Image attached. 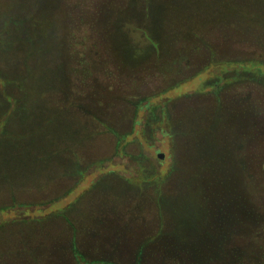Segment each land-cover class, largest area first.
<instances>
[{"label": "rangeland", "instance_id": "1", "mask_svg": "<svg viewBox=\"0 0 264 264\" xmlns=\"http://www.w3.org/2000/svg\"><path fill=\"white\" fill-rule=\"evenodd\" d=\"M208 1L0 0V264H264V0Z\"/></svg>", "mask_w": 264, "mask_h": 264}, {"label": "trees", "instance_id": "2", "mask_svg": "<svg viewBox=\"0 0 264 264\" xmlns=\"http://www.w3.org/2000/svg\"><path fill=\"white\" fill-rule=\"evenodd\" d=\"M203 1L204 2L198 8H200L201 10L206 11L207 9H209L211 7V3L208 0H203ZM232 1L234 2V3H232L233 5L231 4L230 0H228L227 3L231 4L232 8L238 9V10H243V12L246 11L247 9H251V10H254V11H259L261 9L260 6L259 7L256 6L255 2L251 3L252 1L247 2V3H250V4H245L242 0H232ZM225 2H226V0H225ZM195 6H196V2H191L188 7L194 8ZM219 7H222V6L219 5ZM224 8H226V7H224ZM231 19H233V18H231Z\"/></svg>", "mask_w": 264, "mask_h": 264}]
</instances>
